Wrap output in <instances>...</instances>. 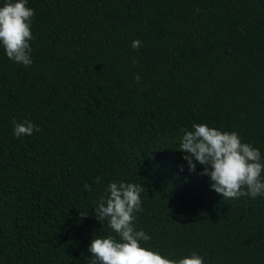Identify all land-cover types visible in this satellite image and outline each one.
<instances>
[{
    "label": "trees",
    "instance_id": "obj_1",
    "mask_svg": "<svg viewBox=\"0 0 264 264\" xmlns=\"http://www.w3.org/2000/svg\"><path fill=\"white\" fill-rule=\"evenodd\" d=\"M26 6L32 64L0 44V264H87L91 240L116 235L94 209L121 181L144 188L142 247L264 264V196L225 199L179 151L203 123L264 159V0ZM14 120L40 131L17 138Z\"/></svg>",
    "mask_w": 264,
    "mask_h": 264
},
{
    "label": "clouds",
    "instance_id": "obj_2",
    "mask_svg": "<svg viewBox=\"0 0 264 264\" xmlns=\"http://www.w3.org/2000/svg\"><path fill=\"white\" fill-rule=\"evenodd\" d=\"M27 2L7 0L0 7V44L10 60L25 67L32 64L29 41L33 38L30 26L34 16ZM140 46L141 41L132 42L133 49ZM135 79L139 82L138 76ZM12 123L17 138L40 131L28 121L16 123L14 120ZM192 129L183 130L179 146L189 171L194 172L197 164L203 166L199 174L208 176L213 182L212 189L225 199L264 196V159L259 149L242 143L236 132H222L203 123L193 124ZM85 189L91 190L89 185H85ZM143 190V186L135 183H109L107 195L100 197L94 212L98 221L107 219L116 235L94 237L88 247L91 256L87 264H204L203 258L195 252L174 260L141 246L140 241L151 239L142 229L134 227L135 214L142 211Z\"/></svg>",
    "mask_w": 264,
    "mask_h": 264
}]
</instances>
